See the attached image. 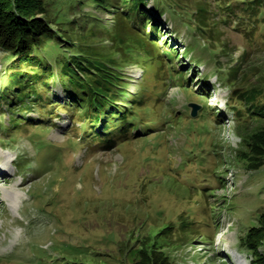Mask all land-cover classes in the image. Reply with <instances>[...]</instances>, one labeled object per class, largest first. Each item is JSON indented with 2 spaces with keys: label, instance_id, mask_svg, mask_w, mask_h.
Segmentation results:
<instances>
[{
  "label": "rangeland",
  "instance_id": "rangeland-1",
  "mask_svg": "<svg viewBox=\"0 0 264 264\" xmlns=\"http://www.w3.org/2000/svg\"><path fill=\"white\" fill-rule=\"evenodd\" d=\"M57 1L67 4L69 0ZM151 1L149 8L154 4L174 6L177 0ZM182 1L180 8L190 15L197 5L205 4H211L216 14L212 19L219 20L222 13L213 0ZM230 4L242 12L249 13L252 8L250 0H230ZM82 8L94 17L98 14L103 22L96 24L94 44L106 43L114 34L111 29L104 32L114 25L118 10L98 13L89 4ZM259 13V23L246 17L245 29L239 22L244 13L237 14L232 23L230 18L229 24L217 25L225 51L233 53L229 61L224 55L218 58L221 64L214 60L206 41L197 51L201 61L192 63L191 55L178 62L165 59L170 66L168 75L180 70L181 64L187 65L186 72L193 66L209 74L207 91L221 90L207 104L208 93L189 94L170 79L167 88L162 80L157 82L153 74L148 75L149 87L143 98L149 99L157 85L159 92L154 98H163L169 107L165 119L177 122L180 129L168 128L172 124L164 121L147 137L122 133L100 138L81 132V123H74L78 115L72 118L60 112L51 117L38 109L29 113L34 119L30 124L43 125L17 129L9 135L0 129V264H135L143 251L153 249L172 264H234L231 253H243L244 262L253 264V256L241 249L240 241L250 230L264 228V167L248 172L238 164L243 142L239 129L249 117L243 115L241 120L229 106L232 89L228 78L229 65L234 67L247 53L250 64L244 66L237 87L264 89V8ZM163 20L175 22L168 12ZM182 20L179 25L185 22ZM55 22L62 23L60 15ZM249 27L258 29L253 46L246 37ZM176 28L180 32L172 31L173 47L184 54L186 43L182 40L190 33L186 26ZM251 46L254 49L249 52ZM215 49L220 52L219 47ZM7 57L8 53L0 50L3 126L12 123L16 112L15 107L9 110L12 98L3 94L7 84H1ZM146 73L143 66L127 68L129 92L140 95ZM197 74L190 75L194 79L189 85L201 91L204 79ZM52 98L65 102L60 85L53 89ZM233 103L246 113L239 102ZM190 104L200 106L196 118L191 116ZM155 121L158 124L159 119ZM108 142L115 146L107 148ZM11 161L17 168H5ZM260 253L264 257V240Z\"/></svg>",
  "mask_w": 264,
  "mask_h": 264
},
{
  "label": "trees",
  "instance_id": "trees-1",
  "mask_svg": "<svg viewBox=\"0 0 264 264\" xmlns=\"http://www.w3.org/2000/svg\"><path fill=\"white\" fill-rule=\"evenodd\" d=\"M213 1L218 11H222L218 15L219 20L211 18L216 15L210 8L211 4L197 5L194 14L190 15L185 8H180L182 0H177L174 6L154 4L153 8H149L151 0H69L67 4L57 0H0V50L8 53V67L1 84H7L3 94L12 98L9 105H5L9 106V110L16 109L12 123L9 126L0 125L1 131L9 135L17 129L43 125L30 124L34 119L28 115L35 109L51 117L58 116L60 112L72 118L78 115L74 123H81V132L96 134L100 138H114L116 134L122 133L130 134L132 138L147 137L155 134L154 129L158 131V126L165 123L172 124L168 128L173 130L182 128L177 122L165 119L163 114L169 112V107L163 98H154L159 92L157 85L149 99L143 98L144 91L149 87L146 86L150 81L148 75L153 74L157 82L162 80L167 88L174 82L189 94L208 93L207 104L214 97L206 89L209 74L199 72L193 66L186 72L187 65L181 64L180 70L174 69L173 74L168 75L170 66H167L165 59L178 62L184 56L191 55L192 63L201 61L202 57L198 56L197 51L202 49V41H206L209 53H214V60L219 62L220 55H224L228 56L229 61L233 53L225 51L227 47L222 44L217 25L229 24L230 18L232 23L237 14L244 13L239 17V22L245 29L246 17L251 16L255 23H259V11L264 8V0H250L252 8L249 13L239 11L237 6L230 4V0ZM84 4H89L98 13L102 9L118 10L114 25L107 27L104 32L108 34L109 29L114 34L108 36L106 43H100L99 46L94 44L93 36L98 31L96 24L102 21L98 14L94 17L85 12L82 8ZM166 12L174 19V23L163 20ZM58 15L62 20L59 25L55 22ZM181 19L185 22L180 25L186 26L190 33L188 38L182 40L186 43L184 54L173 47L171 40L173 32H180L176 27H180ZM211 22H214V26H210ZM236 24L239 25L238 22ZM248 29L246 37L253 46L257 42L258 29ZM168 31H171L170 34ZM190 36L193 39L189 40ZM261 36L264 39V33ZM252 46L249 52L254 49ZM215 47H219L220 52ZM248 55L242 54L234 67L229 65L228 87L232 89L229 106L238 112L241 120H244L245 115L249 117L239 129L243 142L237 159L242 169L251 172L264 167V89L256 88L255 85L237 87L244 66L250 64ZM134 65L143 66L147 71L145 87L140 92L142 96L128 90L130 83L126 70ZM195 73H199L198 78L204 79L201 91L190 88L191 78L194 79L190 75L194 76ZM167 79L171 82L168 83ZM180 81L183 83L179 84ZM57 85L65 93L64 103L53 101L52 92ZM55 97L58 98L57 95ZM234 101L239 102L246 113L234 105ZM154 117L159 119L158 124ZM217 117L220 122L221 115ZM248 122L257 124L251 127L247 125ZM114 146L108 142L107 148ZM263 240L264 228H255L240 241L241 249L253 256V264H264V257L260 253ZM135 264L172 263L153 249L150 252L143 251Z\"/></svg>",
  "mask_w": 264,
  "mask_h": 264
},
{
  "label": "water",
  "instance_id": "water-1",
  "mask_svg": "<svg viewBox=\"0 0 264 264\" xmlns=\"http://www.w3.org/2000/svg\"><path fill=\"white\" fill-rule=\"evenodd\" d=\"M190 108L192 109L191 111V116L193 118H196L197 114H198V111L200 109V106L197 105V104H190Z\"/></svg>",
  "mask_w": 264,
  "mask_h": 264
},
{
  "label": "bare ground",
  "instance_id": "bare-ground-1",
  "mask_svg": "<svg viewBox=\"0 0 264 264\" xmlns=\"http://www.w3.org/2000/svg\"><path fill=\"white\" fill-rule=\"evenodd\" d=\"M8 164H9V163H8ZM1 169H2V171L4 170V168H1ZM2 171H1V172H2ZM15 206H17V205H15Z\"/></svg>",
  "mask_w": 264,
  "mask_h": 264
}]
</instances>
